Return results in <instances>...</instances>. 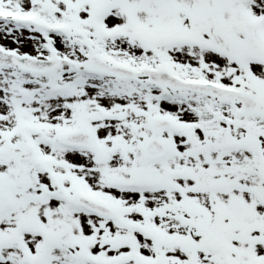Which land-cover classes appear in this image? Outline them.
<instances>
[{"label": "snow or ice", "instance_id": "1", "mask_svg": "<svg viewBox=\"0 0 264 264\" xmlns=\"http://www.w3.org/2000/svg\"><path fill=\"white\" fill-rule=\"evenodd\" d=\"M0 264H264V0H0Z\"/></svg>", "mask_w": 264, "mask_h": 264}]
</instances>
